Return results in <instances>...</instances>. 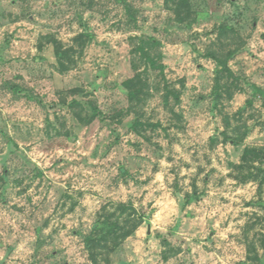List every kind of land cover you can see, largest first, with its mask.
Here are the masks:
<instances>
[{
    "label": "rangeland",
    "instance_id": "374dc122",
    "mask_svg": "<svg viewBox=\"0 0 264 264\" xmlns=\"http://www.w3.org/2000/svg\"><path fill=\"white\" fill-rule=\"evenodd\" d=\"M186 3L189 25L167 0H0V264H90L118 203L145 219L109 264H264V194L233 171L247 146L264 165V0ZM220 24L243 45L216 102ZM150 36L179 101L154 92L135 131L123 82Z\"/></svg>",
    "mask_w": 264,
    "mask_h": 264
},
{
    "label": "trees",
    "instance_id": "16d2710c",
    "mask_svg": "<svg viewBox=\"0 0 264 264\" xmlns=\"http://www.w3.org/2000/svg\"><path fill=\"white\" fill-rule=\"evenodd\" d=\"M126 3V0H120ZM172 4V9L177 21H186L190 11L189 6L185 7L187 0H167ZM216 36L212 43L207 46L202 56L211 59L215 64L216 89L214 90V100L221 97L222 89L228 87L226 84L233 72L228 66L229 60L241 49L242 42L236 36L235 29L228 24H220L214 30ZM138 42L134 46L136 57L134 58L135 74L123 82L124 91L128 98V113L134 115L132 128L135 131L150 121L144 119V106L154 92H162V102L169 105L171 99L179 101V91L176 90L166 79L164 74L165 65L160 61V54L156 47L159 42L154 37H137ZM142 62L143 68L136 65V61ZM153 73V75H151ZM222 80H226L222 82ZM225 85V86H224ZM231 137L234 143L243 141L244 135L233 130ZM258 149L247 146L244 148L241 161L233 165V171L239 181L257 180L258 190L264 194V165L256 162L258 159ZM257 163V164H256ZM197 193L187 194L184 203L197 199ZM260 203L264 206V200L260 197ZM145 214L143 210L135 208L129 203H118L111 208L104 207L97 215L93 228L85 238V249L90 260V264H109L118 257V248L123 241L131 236L143 223ZM103 224L106 229L101 230L99 226ZM119 260H121L119 258Z\"/></svg>",
    "mask_w": 264,
    "mask_h": 264
}]
</instances>
